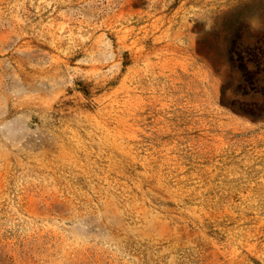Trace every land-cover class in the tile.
<instances>
[{"label": "rangeland", "instance_id": "rangeland-1", "mask_svg": "<svg viewBox=\"0 0 264 264\" xmlns=\"http://www.w3.org/2000/svg\"><path fill=\"white\" fill-rule=\"evenodd\" d=\"M0 264H264V0H0Z\"/></svg>", "mask_w": 264, "mask_h": 264}]
</instances>
